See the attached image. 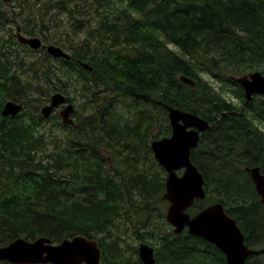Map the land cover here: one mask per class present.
Wrapping results in <instances>:
<instances>
[{"label":"trees","instance_id":"trees-1","mask_svg":"<svg viewBox=\"0 0 264 264\" xmlns=\"http://www.w3.org/2000/svg\"><path fill=\"white\" fill-rule=\"evenodd\" d=\"M20 33L70 59L32 49ZM257 70L264 0H0V245L82 234L98 239L104 264H144L137 246L122 245L121 221L131 219V238L154 246L159 264H227L215 244L174 232L160 207L167 173L155 160L159 170L141 166L154 158L151 141L171 134L170 105L212 123L191 153L208 196L189 212L221 202L246 244L264 249V202L246 171L264 173V96L242 110L234 80ZM56 91L90 102L77 126L41 114ZM105 91L124 109L106 105ZM10 99L24 109L4 117ZM246 264H264V252Z\"/></svg>","mask_w":264,"mask_h":264},{"label":"water","instance_id":"water-1","mask_svg":"<svg viewBox=\"0 0 264 264\" xmlns=\"http://www.w3.org/2000/svg\"><path fill=\"white\" fill-rule=\"evenodd\" d=\"M18 39L34 50L45 48L56 58L70 59V54L61 46L45 44L40 36H27L22 33ZM87 68H92L84 63ZM181 80L191 87L196 81L187 76ZM244 89L246 102L244 108L255 95H264V73L253 71L235 77ZM108 97L104 98L107 102ZM67 96L62 92H54L49 103L41 108V113L49 117L58 106L66 104ZM172 132L170 136L154 139L151 148L158 163L166 170V188L163 198L169 202L166 219L174 232L182 234L186 229L193 236L201 237L215 244L226 256L227 264H246L249 257L264 252L246 244L245 234L237 220L232 217L221 202L212 203L198 213L191 215L188 211L197 199L207 197L203 172L191 158L192 150L200 142L203 132L210 128L211 123L204 117L178 107L166 106ZM24 109L21 102L8 100L2 110L4 117L15 116ZM73 103L60 111L64 124H75L72 113ZM183 170L180 174L179 171ZM256 190L264 202V173L259 166L246 167ZM141 261L144 264H158L155 248L147 242L138 246ZM103 252L98 239L79 234L54 242L48 236H40L34 240L18 237L11 242L0 245V261L11 264H104Z\"/></svg>","mask_w":264,"mask_h":264},{"label":"rangeland","instance_id":"rangeland-1","mask_svg":"<svg viewBox=\"0 0 264 264\" xmlns=\"http://www.w3.org/2000/svg\"><path fill=\"white\" fill-rule=\"evenodd\" d=\"M11 26H12V24H11ZM24 34V33H23ZM43 52H41V53H39V51H37L36 52V55L37 56H39V55H41ZM35 55V56H36ZM215 85L218 87V88H220V84L219 83H215ZM231 88V87H230ZM109 96L108 97V100H107V103H106V105H108L109 104V102H111L112 101V107L113 108H115L116 109V111H121V110H123L124 109V99H123V97H121V96H118L114 91H105V92H103L102 93V96L103 97H105V96ZM70 96L71 97H73V101H72V103L75 105V107H76V110L78 111V113H79V115H80V110H84L85 112H89L90 111V108H91V104H90V102L89 101H85L84 102V100L82 99V98H80L74 91H71V93H70ZM241 106L243 105V104H240ZM92 109V108H91ZM58 110H56V113L57 114H55V116L57 117V119H60L61 120V117H60V115L58 114ZM78 113H76L75 112V115L76 114H78ZM76 117H77V115H76ZM48 124H50V122H48ZM261 126L264 128V126L261 124ZM159 134L160 133V131L158 130V128H154V134ZM161 136H163V135H161ZM153 153V152H152ZM153 157H154V155H153ZM155 160V162L157 161L156 159H155V157L154 158H152V159H150V160H148L146 163H144L143 165H141L142 166V168H144V169H146V170H149V169H155V170H159V167L153 162ZM158 165H160L158 162H156ZM161 166V165H160ZM162 167V166H161ZM163 168V167H162ZM164 169V168H163ZM167 175V174H166ZM160 207L163 209V211L166 213V210H167V207H168V202H166V201H162L161 203H160ZM133 215V214H132ZM132 219H134V218H132ZM124 222V224H123V222ZM121 221V227H122V232H120V234H121V236L124 238V240L126 241L125 243L124 242H122V245L123 246H126L127 244H130V245H132V246H138L139 244H140V242L139 241H137V240H133L132 238H131V233H132V223L131 222H128V221H131V219L130 220H122ZM143 242H146V241H143Z\"/></svg>","mask_w":264,"mask_h":264},{"label":"flooded vegetation","instance_id":"flooded-vegetation-1","mask_svg":"<svg viewBox=\"0 0 264 264\" xmlns=\"http://www.w3.org/2000/svg\"><path fill=\"white\" fill-rule=\"evenodd\" d=\"M105 97H109V96H105ZM105 97H103V100H104V98ZM255 97H257V96H255ZM254 97V98H255ZM68 100H70L69 98H68ZM254 100V99H253ZM68 102H71V101H68ZM66 106V104H63V105H60L56 110H58L59 112H58V114L60 115V111L64 108ZM248 108V107H247ZM246 108V109H247ZM56 110H55V113L54 114H57L56 113ZM72 117L74 118V121H75V124H69L70 126H77V124H76V115L75 114H72ZM61 121H62V118H61Z\"/></svg>","mask_w":264,"mask_h":264},{"label":"bare ground","instance_id":"bare-ground-1","mask_svg":"<svg viewBox=\"0 0 264 264\" xmlns=\"http://www.w3.org/2000/svg\"><path fill=\"white\" fill-rule=\"evenodd\" d=\"M60 117L62 118V116L60 115ZM210 122V121H209ZM211 123V122H210ZM212 126V123H211V125H210V127ZM159 264V263H158Z\"/></svg>","mask_w":264,"mask_h":264}]
</instances>
